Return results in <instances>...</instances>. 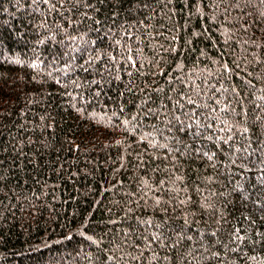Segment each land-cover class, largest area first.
<instances>
[{
	"label": "trees",
	"instance_id": "16d2710c",
	"mask_svg": "<svg viewBox=\"0 0 264 264\" xmlns=\"http://www.w3.org/2000/svg\"><path fill=\"white\" fill-rule=\"evenodd\" d=\"M0 264H264V0H0Z\"/></svg>",
	"mask_w": 264,
	"mask_h": 264
}]
</instances>
